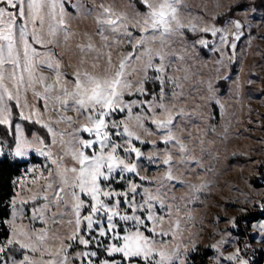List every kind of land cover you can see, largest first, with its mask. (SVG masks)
I'll return each mask as SVG.
<instances>
[{"label": "snow or ice", "instance_id": "1", "mask_svg": "<svg viewBox=\"0 0 264 264\" xmlns=\"http://www.w3.org/2000/svg\"><path fill=\"white\" fill-rule=\"evenodd\" d=\"M128 2L119 11L83 0H0V264H195L189 205L208 182L194 181L204 136L217 131L207 121L217 107L226 114L222 81L239 95L238 78L224 69L237 62L245 25L198 24L185 0ZM88 19L94 32L73 31ZM201 33L218 40L210 47ZM201 49L220 58L215 77L194 84ZM255 207L258 216L229 221L235 233L209 246L213 264H253V241L264 250V201Z\"/></svg>", "mask_w": 264, "mask_h": 264}, {"label": "rangeland", "instance_id": "2", "mask_svg": "<svg viewBox=\"0 0 264 264\" xmlns=\"http://www.w3.org/2000/svg\"><path fill=\"white\" fill-rule=\"evenodd\" d=\"M254 1L185 0L193 17L202 18L194 20L198 24L225 27L227 19H237L245 25V34L241 41L237 42V62L229 64L224 69L225 75L230 74L233 80L238 78L239 95L229 91L235 88L234 84L222 81L224 92L222 102L225 104L226 114L221 116L217 107L214 112L215 119L207 121L214 124L217 131L209 132L204 136L203 147L206 149L203 154L204 168L200 170L201 176L194 181L196 183L207 181L208 188L200 194L201 199L196 204L189 205L194 209L189 229L194 238L198 237L199 253L205 250L211 251L207 264H213L214 256V250L209 246L221 239L220 234L230 230L235 233L236 230L231 229L229 221L239 220V217L243 216L249 217L254 212L259 213L255 205L264 201V191H258L264 179V7L255 6V13L243 11L247 3ZM83 2L92 8L102 2L114 4L119 11L129 8L128 0H83ZM238 4L241 11L236 10ZM246 20L252 21L250 27ZM72 28L82 35L85 32H94L96 25L93 19L79 20L73 22ZM81 35L69 42L70 50L74 49L75 43L81 40ZM200 35L210 41V47L212 41L218 40L210 33ZM200 51L201 57L193 68V71H198L200 75L198 78L194 77V84L199 79L207 80L210 76L215 77L216 60L220 58L219 53L208 49ZM64 59L68 62V71L71 73L76 58L70 52V55ZM249 79L253 81L251 84L248 83ZM196 123L200 124L201 129L205 127V121L197 120ZM225 127L228 129L226 133ZM192 132L193 135H203L196 128H193ZM199 154L200 149L197 148V155ZM149 174L155 176L161 173L153 169ZM176 195L183 196L184 193L178 191ZM248 231L250 237L251 229ZM245 239L246 237L241 236L236 246H242ZM260 253L263 254L261 264H264V250L261 249L258 240L253 241L252 249L247 253L253 264H258Z\"/></svg>", "mask_w": 264, "mask_h": 264}, {"label": "trees", "instance_id": "3", "mask_svg": "<svg viewBox=\"0 0 264 264\" xmlns=\"http://www.w3.org/2000/svg\"><path fill=\"white\" fill-rule=\"evenodd\" d=\"M247 5H248V6H249V5H255L256 7H262V6L260 5V0H255L253 3H249V4L247 3ZM4 172H5V178H4V183H5V193H7V192H8L7 182H8L9 175H11V174L9 173L7 167L4 168ZM14 174H15V175H19L20 173H19V172H15ZM254 215H257V216H258L259 213H258V212L251 213V214L249 215V217H246V218H245V216H243V217H239V220H241V219H249V218H251V217L254 216ZM248 230H249V229H248ZM210 255H211V251H209V250H205V251L199 253V254L197 255V257H196L195 264H207V260H208V257H209ZM262 260H263V254L260 253L258 264H261Z\"/></svg>", "mask_w": 264, "mask_h": 264}]
</instances>
